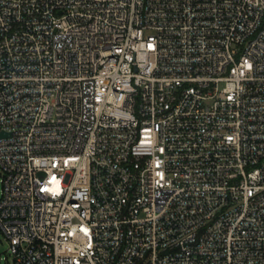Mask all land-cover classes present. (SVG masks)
I'll return each instance as SVG.
<instances>
[{"label": "built area", "instance_id": "2783aa9c", "mask_svg": "<svg viewBox=\"0 0 264 264\" xmlns=\"http://www.w3.org/2000/svg\"><path fill=\"white\" fill-rule=\"evenodd\" d=\"M0 169L13 264H264V0H0Z\"/></svg>", "mask_w": 264, "mask_h": 264}, {"label": "rangeland", "instance_id": "374dc122", "mask_svg": "<svg viewBox=\"0 0 264 264\" xmlns=\"http://www.w3.org/2000/svg\"><path fill=\"white\" fill-rule=\"evenodd\" d=\"M2 177V171L0 169V178ZM0 264H13L11 255L8 251V241L5 239L3 233L0 230Z\"/></svg>", "mask_w": 264, "mask_h": 264}]
</instances>
